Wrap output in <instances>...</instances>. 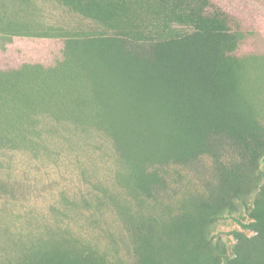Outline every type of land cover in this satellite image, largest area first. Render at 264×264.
<instances>
[{"label":"rangeland","instance_id":"obj_1","mask_svg":"<svg viewBox=\"0 0 264 264\" xmlns=\"http://www.w3.org/2000/svg\"><path fill=\"white\" fill-rule=\"evenodd\" d=\"M196 34L208 46L183 40ZM123 48L184 70L232 62L264 137V0H0V264H230L237 249L264 264V239L236 220L264 208V148L220 128L184 161L137 169L95 122L90 87L127 70L92 55Z\"/></svg>","mask_w":264,"mask_h":264},{"label":"trees","instance_id":"obj_2","mask_svg":"<svg viewBox=\"0 0 264 264\" xmlns=\"http://www.w3.org/2000/svg\"><path fill=\"white\" fill-rule=\"evenodd\" d=\"M192 38L208 46L207 39L197 34L183 40ZM120 54L92 55L95 60L102 59L104 66L116 69L119 65L127 73L121 76L124 79L119 87L114 85L113 74L101 76L96 80L98 84L90 87V98L97 110L95 122L105 126L118 144L125 140L123 145L135 152L134 158L138 156L137 169L143 167V157L150 164L157 158L156 162L184 161L203 150L207 131L220 128L235 131L236 139L253 141L264 148L261 127L236 89L237 77L229 69L233 68L232 62L225 68L224 63H215L213 55H198V65L184 70L178 55H164V50H153L151 55H130L123 48ZM217 60L220 61L218 55ZM7 71V76H11V71ZM216 80L220 82L219 88L214 85ZM23 105L29 107L33 102L28 99ZM226 119L230 121L228 127L218 125ZM129 137L127 142L125 138ZM248 214L251 221L236 220L264 239V208L259 201ZM228 260L238 264L244 257L237 249Z\"/></svg>","mask_w":264,"mask_h":264}]
</instances>
